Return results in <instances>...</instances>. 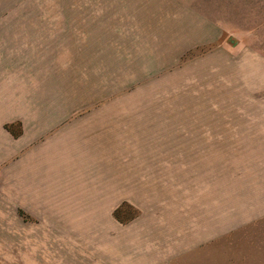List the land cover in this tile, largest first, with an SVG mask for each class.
Instances as JSON below:
<instances>
[{
    "label": "rangeland",
    "instance_id": "1",
    "mask_svg": "<svg viewBox=\"0 0 264 264\" xmlns=\"http://www.w3.org/2000/svg\"><path fill=\"white\" fill-rule=\"evenodd\" d=\"M0 264H264V0H0Z\"/></svg>",
    "mask_w": 264,
    "mask_h": 264
}]
</instances>
